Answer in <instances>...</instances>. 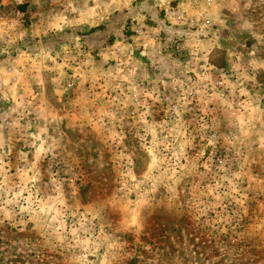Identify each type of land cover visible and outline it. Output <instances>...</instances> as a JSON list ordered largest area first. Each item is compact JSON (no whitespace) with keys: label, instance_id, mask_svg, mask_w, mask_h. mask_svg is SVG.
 Here are the masks:
<instances>
[{"label":"rangeland","instance_id":"1","mask_svg":"<svg viewBox=\"0 0 264 264\" xmlns=\"http://www.w3.org/2000/svg\"><path fill=\"white\" fill-rule=\"evenodd\" d=\"M0 264H264V0H0Z\"/></svg>","mask_w":264,"mask_h":264},{"label":"built area","instance_id":"2","mask_svg":"<svg viewBox=\"0 0 264 264\" xmlns=\"http://www.w3.org/2000/svg\"><path fill=\"white\" fill-rule=\"evenodd\" d=\"M191 22L193 23V20H191ZM207 24H209V20H203L201 23L202 26H207Z\"/></svg>","mask_w":264,"mask_h":264}]
</instances>
